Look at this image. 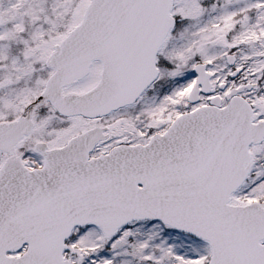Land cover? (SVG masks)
Wrapping results in <instances>:
<instances>
[{
	"label": "snow or ice",
	"instance_id": "1",
	"mask_svg": "<svg viewBox=\"0 0 264 264\" xmlns=\"http://www.w3.org/2000/svg\"><path fill=\"white\" fill-rule=\"evenodd\" d=\"M0 264H264V0H0Z\"/></svg>",
	"mask_w": 264,
	"mask_h": 264
}]
</instances>
